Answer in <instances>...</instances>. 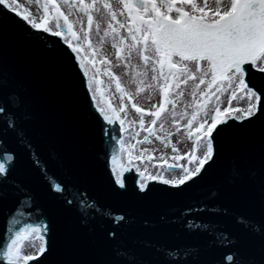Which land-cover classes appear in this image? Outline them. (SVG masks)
<instances>
[{"label": "snow or ice", "instance_id": "snow-or-ice-1", "mask_svg": "<svg viewBox=\"0 0 264 264\" xmlns=\"http://www.w3.org/2000/svg\"><path fill=\"white\" fill-rule=\"evenodd\" d=\"M35 2L33 12L0 0V66L13 51L30 54L21 70L76 117L75 136L59 138L85 164L80 146L91 140L104 160L85 178L138 207L160 195L189 202L143 221L147 235L129 242L132 216L114 224L86 193L44 186L42 200L74 210L92 240L58 234L32 184L47 175L34 145L63 125L29 127L36 98L18 72L0 71V264H264V0ZM239 145L223 180L195 195ZM173 226L202 243L151 233Z\"/></svg>", "mask_w": 264, "mask_h": 264}, {"label": "water", "instance_id": "water-1", "mask_svg": "<svg viewBox=\"0 0 264 264\" xmlns=\"http://www.w3.org/2000/svg\"><path fill=\"white\" fill-rule=\"evenodd\" d=\"M30 58V54L25 50L21 52L13 51L10 53L9 64L0 66V71L18 72L20 79L24 86L28 89L29 95L36 98V104L33 107L32 122H29V127L33 123H45L55 125L61 123L63 129L58 131H50L45 128L42 130L39 142L34 145L37 154L40 155L42 163L46 164L47 175L40 176L34 180L32 187L36 190L38 198L37 203H43L45 211L50 216H54L59 225L60 232L75 233L80 242L84 245L91 243L92 237L88 234L87 229L78 225L75 218V212L65 211L48 200H42L40 196V189L44 186H52L59 183L65 188V196L79 198L77 193H86L87 199H94L99 204L105 206V211L110 213V220L112 223H119L115 221L117 214H127L133 217L135 228L132 229L128 239L132 241L134 237H143L147 233L141 231V223L146 219L153 224L157 222L158 216L169 211H178L182 209L189 201L181 197H165L158 196L148 204L138 207L130 203L126 198L114 199L103 194L99 183L86 179L85 174L93 170H100L104 166V160L93 156V141L89 140L86 144L81 145V149L87 154V164L79 160L76 153L71 151L67 144H65L59 137L63 131L72 133L74 136L78 130V123L74 113L64 108L56 99L49 96V94L34 80V78L24 73L21 70V65ZM9 148H17V145L9 142ZM246 151L244 145H239L235 149H229L222 155V160L218 168L209 173L202 186L198 189L195 195L200 196L207 193L218 185L224 178L228 169L232 166L234 157L242 156ZM98 161V162H97ZM131 175V174H130ZM47 189L45 188V191ZM59 196L60 194H55ZM227 224L231 227L230 221H222V226ZM99 230V228H98ZM4 233V209H0V236ZM154 238H157L161 243H202V238H188L183 231L173 226L167 230L164 235H157L159 228L151 229ZM226 251V250H224ZM220 250H213V253L219 255ZM223 264H229L227 257H224Z\"/></svg>", "mask_w": 264, "mask_h": 264}, {"label": "rangeland", "instance_id": "rangeland-1", "mask_svg": "<svg viewBox=\"0 0 264 264\" xmlns=\"http://www.w3.org/2000/svg\"><path fill=\"white\" fill-rule=\"evenodd\" d=\"M17 2L21 5V10L28 9L33 12L39 10V5L36 4L35 0H17Z\"/></svg>", "mask_w": 264, "mask_h": 264}]
</instances>
